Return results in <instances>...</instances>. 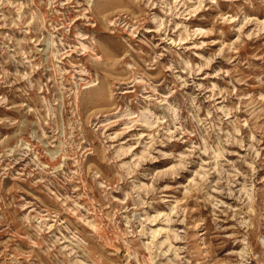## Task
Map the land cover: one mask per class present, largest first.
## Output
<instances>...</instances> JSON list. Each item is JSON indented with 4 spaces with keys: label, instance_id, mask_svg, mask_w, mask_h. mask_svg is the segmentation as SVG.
Instances as JSON below:
<instances>
[{
    "label": "rangeland",
    "instance_id": "obj_1",
    "mask_svg": "<svg viewBox=\"0 0 264 264\" xmlns=\"http://www.w3.org/2000/svg\"><path fill=\"white\" fill-rule=\"evenodd\" d=\"M0 264H264V0H0Z\"/></svg>",
    "mask_w": 264,
    "mask_h": 264
}]
</instances>
